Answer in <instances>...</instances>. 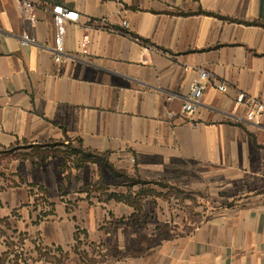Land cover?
I'll return each instance as SVG.
<instances>
[{
    "label": "crops",
    "instance_id": "obj_1",
    "mask_svg": "<svg viewBox=\"0 0 264 264\" xmlns=\"http://www.w3.org/2000/svg\"><path fill=\"white\" fill-rule=\"evenodd\" d=\"M20 1L0 0V264L17 240L18 264H264V125L235 107L264 103V0H31L35 26ZM56 6L80 15L62 64Z\"/></svg>",
    "mask_w": 264,
    "mask_h": 264
},
{
    "label": "built area",
    "instance_id": "obj_2",
    "mask_svg": "<svg viewBox=\"0 0 264 264\" xmlns=\"http://www.w3.org/2000/svg\"><path fill=\"white\" fill-rule=\"evenodd\" d=\"M19 9L22 17L31 25L35 26L38 23L37 6L33 1L21 0L19 3ZM53 14V27L55 34L51 53L54 62L57 64H62L65 61L69 60L66 48V27L71 23H79L80 15L78 12L62 6L54 7ZM124 27L129 28V24L124 23ZM91 32V27L88 26L85 29V33L81 40L80 49L81 55L83 57H89L91 54V47L93 45V38ZM20 43L22 46L25 47H42V45L38 43V41L35 38L31 37L29 34H24L23 36H21ZM191 70L193 69H190L189 67L185 68L186 72H189ZM194 71L197 75L196 79L193 81L189 93L184 99L183 113L185 115L195 113L202 105L204 94L208 88V82L211 80L212 77L209 72L203 69H197ZM217 89L223 93L228 92V86L222 83L217 84ZM235 107L246 108L245 119L247 120V122L254 123L257 126L264 125V103L259 102L258 100L241 93L237 96V99L235 101Z\"/></svg>",
    "mask_w": 264,
    "mask_h": 264
},
{
    "label": "rangeland",
    "instance_id": "obj_3",
    "mask_svg": "<svg viewBox=\"0 0 264 264\" xmlns=\"http://www.w3.org/2000/svg\"><path fill=\"white\" fill-rule=\"evenodd\" d=\"M111 175L112 174H110L108 171H106L105 172V176L103 174V175H101V178L102 179L104 178V180L108 182V179H111V177H112ZM120 182H122V181H115V182H112V183H120ZM108 186H110V184L109 185L106 184V187H108ZM113 186H115V184ZM198 202H200V204L202 203L201 206H200L202 213H206L207 214V207L203 206L204 202H202V201H200L198 199H195V203H198ZM11 243H12V245H10L11 249H10L9 252L10 253L13 252V256L9 259L10 264H13L12 261H16V259H18L19 257H22L23 259H26V260H28L30 262H32L34 260L32 255L28 252V250L26 248L24 249V248L21 247L20 241H18V240L17 241H11ZM58 256H56V257L61 258V259L64 258V256H62L61 254H59ZM86 258L87 257L85 255V252L77 251V255L74 256V261L73 262L75 264H80V261L85 263ZM77 259H78V261H77ZM50 260H52V259L50 258Z\"/></svg>",
    "mask_w": 264,
    "mask_h": 264
},
{
    "label": "trees",
    "instance_id": "obj_4",
    "mask_svg": "<svg viewBox=\"0 0 264 264\" xmlns=\"http://www.w3.org/2000/svg\"><path fill=\"white\" fill-rule=\"evenodd\" d=\"M84 158H85L84 161L90 162V161H92V159L94 158V156H93L92 153H88V154H84ZM98 158H99L100 161H102L106 165V167H108L110 170L113 171L111 165H109V163L103 157H98ZM138 182H141V181H138ZM6 258H8V255L4 256V258L1 259L0 261L3 263ZM19 258L16 259L15 264H18L19 263Z\"/></svg>",
    "mask_w": 264,
    "mask_h": 264
}]
</instances>
